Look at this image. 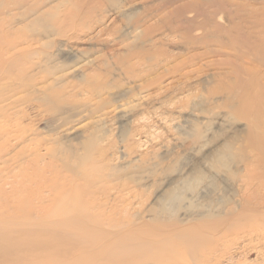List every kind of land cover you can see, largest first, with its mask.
Masks as SVG:
<instances>
[{
  "label": "rangeland",
  "instance_id": "rangeland-1",
  "mask_svg": "<svg viewBox=\"0 0 264 264\" xmlns=\"http://www.w3.org/2000/svg\"><path fill=\"white\" fill-rule=\"evenodd\" d=\"M114 1L0 0V264H264V0H232L239 51L198 64L149 9L172 0Z\"/></svg>",
  "mask_w": 264,
  "mask_h": 264
},
{
  "label": "bare ground",
  "instance_id": "bare-ground-1",
  "mask_svg": "<svg viewBox=\"0 0 264 264\" xmlns=\"http://www.w3.org/2000/svg\"><path fill=\"white\" fill-rule=\"evenodd\" d=\"M39 1H45V0H39ZM67 1H70V0H59V4L65 5L67 3ZM93 1L101 2V1H106V0H85V2H83V3L89 4ZM111 1L115 2L114 0H111ZM133 1L134 0H129L128 4H132ZM232 3H233L232 0H190V1H185L182 3H179L178 0H172L169 2L167 1V4L161 2L159 7L153 6V7H149V9H152V11L157 10V15H156L158 18L157 21L159 19L163 20V28H166L167 31L174 33L176 36H179L181 39H183L184 42H187L185 45L186 46L185 50H188L189 53L192 51L197 52V53H194L190 56V61L194 64H198V62H201L208 57H211V56L217 55V54L220 55V53L223 52L222 48H218L220 46L223 48H225V47L229 48L230 47L236 52L239 51L240 45L236 44V42H235L236 39H234L235 36H234V34H232L233 33L232 30L227 28L223 24L217 22V18H216V16L219 13L226 14L228 20L232 23V28H235L236 32L240 35V37H242V33L244 32V30L241 27L244 25H248L249 18L241 17L238 21H236V17L232 13H233V8H235L234 6L238 7V3H236V5H234V6L232 5ZM16 5H17L16 9L19 10L17 12L15 11L16 9L14 10V7ZM22 7H23V5H21L20 3L12 4V2H10V3H8V6L6 7L8 10L4 12V15H6V18H8L12 21L17 18V17L15 18V16H21V17L26 18V15H28L31 17H27V19H24V20H29L28 26L31 27V26L37 25V9L33 8L31 10V13L29 14L26 11L23 12V10H25V8L23 10H21ZM58 7L59 6H57V8ZM211 7H213V9H210ZM93 10H96V8L92 7L91 11H93ZM235 10H241V9L235 8ZM52 12H53L52 9L44 11L42 13V16L40 19H43L44 18L43 16L53 15V14H51ZM191 13H192V15L189 16L188 14H191ZM236 25H240V26L237 28ZM140 26L141 25L138 24L137 28H139ZM157 27H159V26H157ZM150 29H151V26L149 28H145L144 29L145 33H147V31ZM29 38L30 39H27V38L18 39V44H15V42L9 43V50H12V49L14 50L18 47L19 44H24V43H27V44L30 43V47H31L33 45V43L36 42L35 41L36 39H33L32 37H29ZM157 40H159V39H157ZM31 52L37 53V51L31 50L30 48L29 49L23 48L22 52H20V50H19V53H20L19 55L10 56L8 58L7 62L10 65L13 62H15L16 59H23L24 57H27V55H29V53H31ZM237 55H239V54H236L235 56L237 57ZM209 61L206 62L207 65L215 62V60H209ZM29 74H28V72H26L25 70L22 69L19 71L17 76L20 79V78H26V76ZM36 78H37L36 74H32L29 77V80L31 82H28V83L26 82L23 84L17 83V84H20L18 86H15L13 84V86H14L13 89L10 87L8 90V93L12 92L13 90L14 91L19 90L18 92L27 91L28 92L27 95L30 94L33 97L35 94H37V86H36L37 79ZM54 85L55 84H51L48 87H45V89H52V88H54ZM30 88H33L34 90L30 91ZM7 99H11V96L9 95ZM248 133H247V135H245L244 139L241 141V143L239 145V147H240L239 150L242 151V154H245V155L247 154V158L249 159V157H250V155H248L249 151L246 148H247V144L250 142L248 140L252 139L253 137H252V131L249 130ZM246 141H248V142H246ZM263 145H264L263 142L262 143L260 142V144H258V146H263ZM261 148L264 150L263 147H261ZM234 149H235V145L232 144L226 148V154L223 152V150L220 151L214 157L216 163H221L222 162L221 159L223 157H225L226 155H228V156L233 155L235 153ZM263 150H261V151H263ZM262 154H264V153L262 152ZM245 158H246V156H245ZM251 161H254V159H252ZM249 162H250V160H249ZM256 164L258 167L261 165L264 166V159L262 158V159L258 160V162H256ZM249 185H247V187ZM176 198L173 199V196H170L169 199H170L171 203H175ZM261 204H262V207H264V202H261ZM242 209L243 210L238 214V216H239L238 218H241L242 215H247L248 217H250V215H252L254 213H255V215H257L256 213L260 212L259 211L260 209L262 210V208L260 207V208H257L256 210L254 209V211H253L254 213H253L252 212L253 209L250 211L248 209V206H244V208H242ZM261 213H263L262 216H264V210ZM261 213H259V214H261ZM233 215H234V213H233ZM255 215H254V217H255ZM205 216L209 217L210 214H207ZM235 216H237V215L235 214ZM223 220L227 221V219H223ZM249 233L252 234L251 232H249ZM241 237H243V239H244V236H241ZM246 239H247V237H246ZM223 258H224V256H217L216 258H205L204 257L197 264H225L224 261L228 263L229 261L234 259V256L229 257V258L227 256L228 259H226V260H223Z\"/></svg>",
  "mask_w": 264,
  "mask_h": 264
}]
</instances>
